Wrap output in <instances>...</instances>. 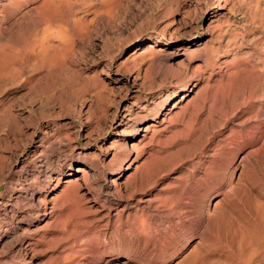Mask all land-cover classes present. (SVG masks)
I'll return each mask as SVG.
<instances>
[{
    "label": "rangeland",
    "instance_id": "rangeland-1",
    "mask_svg": "<svg viewBox=\"0 0 264 264\" xmlns=\"http://www.w3.org/2000/svg\"><path fill=\"white\" fill-rule=\"evenodd\" d=\"M39 1L0 0V44L4 52L9 53L5 59H11L6 71L0 72V203L4 202L5 209L11 207L13 211L6 214L0 207V234L5 233L0 247L4 242H12V248L8 242L1 256L7 257L8 264H177L184 260L198 239L203 222L202 207L209 201L211 207L228 194L219 209L225 219L223 223H227L219 228L213 226L211 233L217 236L205 248L203 264H216L214 260L223 264H243L244 261L247 264L245 252L250 250L249 244L259 246H250L252 250L246 252L247 257L251 256V263L264 264V257L258 255L264 256V86L256 89L258 93L254 91L250 98L246 92H241L235 100L243 103L245 110L258 106L263 115L250 119L247 124L246 132L255 143L246 142L241 148L224 150L218 157L211 154L214 142L219 136L227 135L237 123L236 118L231 117L229 102L223 101V108L217 103L214 105L213 111L218 110L214 112V119L220 120L213 123L219 124L203 127L197 143L190 140V136L182 140L180 134L174 139L176 136L171 133L175 130L169 127L168 120L159 122L168 109L172 116L184 103L180 98L167 102V94L180 92L184 87L188 89L206 78L212 83L224 77L235 66L242 67L241 59L246 54L249 60L264 59V46L256 45L259 38L264 37V0H67L65 8L70 6V12L65 9V19L69 21L65 20L64 28L68 30L62 42H54L57 48L53 51V54L64 52L66 56L56 53L57 64L52 61L54 66L51 62L50 69L35 65L29 53L42 37L44 25L52 26V22H44L46 19L41 20L34 13ZM71 25L83 28L75 27L74 32ZM150 47L159 52L154 65L149 63L148 57L143 59V54L138 56ZM12 63H16L15 66ZM154 114L158 115L153 124L161 130L156 136L150 137L149 133L143 139L142 129ZM128 117L132 121H128ZM182 123L184 125V122L176 125ZM131 124L140 128L137 144L132 142L138 152L129 149ZM192 128L198 127L194 124ZM202 135L206 137L204 140ZM125 143L129 146L118 151L116 147ZM156 152L163 156L158 155L160 161L156 167L159 166V170L155 167L153 173L142 180L126 177L136 164ZM246 154H250L252 166L247 161L240 163V157ZM128 165L129 170L125 172ZM80 166L87 175L84 173L83 183L80 181L78 202L76 198L60 202L58 196L65 189L64 182ZM48 175L52 180L46 181ZM117 175L128 178V181L120 180L121 184L125 182L119 186V194L109 188V180ZM186 180L189 194L178 195ZM199 183L202 186H198ZM50 194V198L58 195L56 203L63 205L58 207L55 203L53 214L43 220L42 208L37 207L35 201ZM232 218L235 222L230 221ZM231 222L236 223L233 233ZM237 224L244 228H240L242 232ZM233 234H237L236 238ZM63 237L67 240L63 241ZM242 238L247 242L245 249H242L245 246ZM27 244L32 246L24 259H10L11 251ZM241 250L243 255L238 254ZM251 251L256 252L252 255Z\"/></svg>",
    "mask_w": 264,
    "mask_h": 264
},
{
    "label": "bare ground",
    "instance_id": "bare-ground-1",
    "mask_svg": "<svg viewBox=\"0 0 264 264\" xmlns=\"http://www.w3.org/2000/svg\"><path fill=\"white\" fill-rule=\"evenodd\" d=\"M7 1V0H6ZM17 1V0H16ZM108 1V0H107ZM225 0H223V2H224ZM2 2V1H1ZM0 2V3H1ZM11 2V1H10ZM38 2V1H37ZM68 2H70V1H68ZM6 3V2H5ZM117 4V3H116ZM224 4V3H223ZM8 5V4H7ZM6 5V6H7ZM11 5V4H10ZM67 5V0H41V1H39V4L37 3V5H35V8L33 9V11H34V13L38 16V18H40L41 20H45L44 22H46V21H48V22H52L51 24H52V26H50V27H48V25L47 24H45V25H47V27H45V25H44V29L42 30L43 31V33H41L42 34V37L39 39V41H37V43L35 42V44H34V48L33 47H31L32 48V52L30 51L29 53H31V55L33 56L32 57V59H34V62H35V65L36 64H38L41 68H46V67H48L49 68V66L51 65V62L52 61H54V59H56V57H54V55L56 56L57 54L60 56V53L62 54V53H64V52H60V53H57V52H55V54H53V51H55L54 49H56L57 48V46L54 44V42L55 41H57V42H62L64 39H65V37H66V30H68V29H66L65 30V28H64V26H65V20H68V19H65V13H66V11H65V9L67 10V11H69L70 12V10H68V9H70V6H69V8L67 9V8H65V7H67L66 6ZM112 5V4H111ZM110 5V6H111ZM220 5V4H219ZM113 6V5H112ZM111 6V7H112ZM1 7H3V5H1ZM9 7V6H8ZM33 7V6H32ZM114 8V7H113ZM80 15V14H79ZM66 16H67V14H66ZM68 17V16H67ZM70 17V16H69ZM72 18V17H71ZM70 19V18H69ZM74 19V18H73ZM72 20V19H71ZM74 20H76V19H74ZM69 21V20H68ZM73 21V20H72ZM71 21V22H72ZM74 22H72V25H74L73 24ZM68 24V23H67ZM40 25H42V24H40ZM71 25V26H72ZM78 25V24H77ZM76 25V26H77ZM67 26V25H66ZM70 26V25H69ZM75 26V27H76ZM42 27V26H41ZM71 27V28H73V29H71V30H76V28H79L80 30L83 28L81 25H80V27ZM69 28V27H68ZM70 29V28H69ZM70 30V31H71ZM74 30V32H76ZM72 32V31H71ZM80 32V31H79ZM69 34V33H68ZM74 34V33H73ZM76 35V34H75ZM71 37V36H70ZM73 41V40H72ZM56 42V43H57ZM254 42V41H253ZM69 43H72V42H69ZM256 45H258V46H260V45H262V46H264V37H262V38H259V40L257 41V43H256ZM255 45V46H256ZM32 46V45H31ZM60 48H61V46H60ZM264 48V47H263ZM263 48H261V49H263ZM59 49V48H58ZM61 50V49H60ZM59 50V51H60ZM9 51V50H8ZM157 52L158 51H156V50H154L153 49V47H150L149 49H143L139 54H138V56H139V58H140V56L143 54L144 56H141L142 58L143 57H148V59H149V63H155V56L157 55ZM6 53H8V52H4V49L2 48V46H1V44H0V72H2V71H6V69L5 68H7L8 66L7 65H9L10 63V60L9 61H7L6 59H5V57H6ZM11 53V52H10ZM57 53V54H56ZM65 54V53H64ZM158 54H159V52H158ZM7 55H9V53L7 54ZM30 54H29V56H31ZM70 55V54H69ZM12 56H14L13 54H12ZM63 56H66V55H61V57H63ZM68 56V55H67ZM137 56V55H136ZM15 57H16V55H15ZM14 57V58H15ZM58 57V56H57ZM159 57V56H158ZM13 58V59H14ZM137 58V57H136ZM141 58V59H142ZM155 58V59H154ZM160 58V57H159ZM249 58H250V56L249 55H245V58H242L241 60H242V67L241 68H239V66H235V69L234 70H232V72H229V73H227L224 77H222V78H218V79H216V80H214L212 83L209 81V79L208 78H206V79H203V81H200V82H196V83H193L192 85H191V87L190 88H188V89H186L185 87L182 89L181 88V91L180 92H177V91H175V92H173V93H171V94H167L166 96H165V99L167 100V102H173L174 100H176L177 98H180V101L181 100H183L184 101V103H183V105L181 106L180 105V107H179V109H178V112H174V114L172 115V116H169V114H170V112H171V110L170 109H168L167 111V114H163V118L161 119V121H159L161 124L164 122V121H167L168 120V123L170 124V126L169 127H172L173 128V130H175L174 132H170L171 134H173V135H178V134H180L181 136H182V140H187L188 138H189V136L190 137H192V139L190 138V140H194V142L195 143H197V142H199V140L201 139L200 137H199V135H201V134H199L200 132H201V130H203L202 128L204 127V129H206L205 127H206V125H208V124H211L212 125V123L213 122H215V121H213V120H218V119H214V112H217L218 110H217V108H216V111L214 110L213 111V107H215L214 105L217 103V106H221V104H222V102L223 101H227V102H229L228 104H230L231 106H230V114H231V117L232 118H236V124L235 125H233L232 126V129H230L227 133V135H223V137H221V136H219L220 138L217 140V141H215L214 142V144H213V149H212V157H218L224 150H229V149H235V148H238V147H242V146H240V145H245V143L247 142V143H249V144H254L255 143V139L254 138H251V136H249L248 134H247V132H246V128H247V124L250 122V119L251 120H255V119H259V118H261V116H263V115H261V111H260V109L258 108V106H252L251 108H247V110H245L246 108H245V106H244V104L243 103H241V102H238V100L237 101H235L236 100V98H238V95L241 93V92H246L247 93V95L249 96V98L251 97V95L254 93V91L256 90V89H258L259 87H261V86H264V59L263 58H255V59H253V60H249ZM9 59V58H8ZM64 59H66V58H64ZM129 59V58H128ZM133 59V58H132ZM144 59V58H143ZM147 59V58H146ZM29 60V59H28ZM134 60V59H133ZM137 60V59H136ZM135 61V60H134ZM142 61H144V60H142ZM158 61H159V59H158ZM157 62V61H156ZM9 63V64H8ZM14 63V62H13ZM12 63V64H13ZM54 63H56L57 64V62H56V60L54 61ZM53 62H52V65L54 64ZM160 63V62H159ZM158 63V64H159ZM16 64V63H15ZM15 64H13V66H15ZM63 64V63H62ZM151 64V65H152ZM180 64V63H179ZM34 65V66H35ZM51 65V66H52ZM61 65V64H60ZM150 65V64H149ZM154 65V64H153ZM181 65V64H180ZM13 66H10V67H12V68H14ZM54 66V65H53ZM181 66H183V65H181ZM180 66V67H181ZM184 67V66H183ZM230 67V66H229ZM11 68V69H12ZM37 68H39V67H37ZM48 68H46V69H48ZM178 68V67H177ZM50 69V68H49ZM181 69V68H180ZM185 69V68H184ZM2 70V71H1ZM176 70V69H175ZM177 71V70H176ZM175 71V72H176ZM183 72V71H182ZM186 72V71H185ZM194 72H195V70H194ZM197 72V71H196ZM5 73V72H4ZM193 74V73H192ZM1 75V74H0ZM2 75H4L3 73H2ZM204 75V74H203ZM201 76V75H200ZM209 76V75H208ZM183 77V76H182ZM201 78V77H200ZM178 80V79H177ZM190 82V81H189ZM262 88V87H261ZM263 89V88H262ZM261 89V90H262ZM258 91V90H257ZM256 92V91H255ZM262 92V91H261ZM179 93V94H178ZM256 93H258V92H256ZM256 96V95H255ZM171 104V103H170ZM180 104V103H179ZM252 104V103H251ZM220 106H219V108H220ZM172 107V106H171ZM222 108H223V105L221 106ZM224 110H226V109H224ZM176 111V110H175ZM219 111H221V109H219ZM223 111V110H222ZM154 112V111H153ZM224 112V111H223ZM221 113V114H225V113ZM218 113V112H217ZM228 113H226V115H227ZM124 115V114H123ZM157 115L158 114H154L153 116H152V118L153 119H151V121H150V123H147V124H145V127L142 129V132H144V134H142V138L143 137H146L149 133H150V137H153L155 134H157V132H158V130H161V129H156L155 128V126H154V122H155V119L157 118ZM215 115H216V113H215ZM226 115H224V117L226 116ZM167 116H169V117H167ZM171 117V118H170ZM219 117H221V116H219ZM228 117V116H227ZM133 118V117H132ZM136 118V117H135ZM216 118V117H215ZM231 118V119H232ZM167 119V120H166ZM224 119V118H223ZM222 119V120H223ZM227 119H230V118H227ZM227 119H226V121H227ZM128 121H130L131 119H129V117H128V119H127ZM220 120V119H219ZM132 121V120H131ZM224 121V120H223ZM222 121V122H223ZM226 121H224V122H226ZM229 121V120H228ZM181 122H184V125H183V123H182V125H176V124H180ZM220 122V121H219ZM167 123V124H168ZM175 123V125H173ZM221 123V122H220ZM256 123V122H255ZM168 124V125H169ZM194 124H196V127H198L197 129H195V130H193V128H192V126L194 125ZM216 124V125H215ZM219 124V123H218ZM217 121H216V123H213V125H215L214 127H217ZM126 125V123H124L123 125H122V127L123 126H125ZM132 126H131V128H130V126H129V128L131 129V138H130V141L129 142H134L135 140H137V138H138V133H139V131H140V128H138L135 124H131ZM167 125V126H168ZM212 125V126H213ZM158 126V125H157ZM165 126V125H164ZM164 126H163V128H164ZM212 126H210L209 125V127H212ZM219 126H221V128H222V126L224 127V125H223V123H222V125H219ZM218 126V127H219ZM250 126V125H249ZM248 126V127H249ZM252 126V125H251ZM257 126V125H256ZM166 127V126H165ZM213 127V128H214ZM161 128V127H160ZM162 128V129H163ZM167 129H168V127H166ZM254 128H255V126H254ZM129 129V130H130ZM215 129V128H214ZM170 130H171V128H170ZM173 130H171V131H173ZM207 130H208V127H207ZM220 130V128L218 129V131ZM262 130V129H261ZM123 131V130H122ZM121 131V132H122ZM164 131V130H163ZM204 131H206V130H204ZM213 131V130H212ZM249 131V130H248ZM252 131V130H251ZM259 131V130H258ZM253 132V131H252ZM163 133V132H162ZM206 133V132H205ZM208 133V132H207ZM115 134L117 135L118 134V131L117 132H115ZM170 134V135H171ZM191 134H192V136H191ZM199 134V135H198ZM211 134V133H210ZM209 134V135H210ZM212 134H214V132L212 133ZM115 135V136H116ZM206 136H207V134H205ZM216 135V134H215ZM119 136V135H118ZM156 136V135H155ZM179 136V135H178ZM178 136H176L174 139H177V137ZM180 136V137H181ZM149 137V136H148ZM201 137H203L202 139L204 140L206 137L205 136H201ZM205 137V138H204ZM113 138H116V137H113ZM141 138V139H142ZM179 138V137H178ZM140 139V140H141ZM144 139V138H143ZM153 139V138H152ZM173 139V140H174ZM181 139V138H180ZM208 139H209V137H208ZM208 139H207V143H209L208 142ZM119 140V139H118ZM181 140V141H182ZM202 140V141H203ZM211 140V139H210ZM263 140H264V137H263ZM179 141V140H178ZM206 141V140H205ZM176 142V141H175ZM191 142V141H190ZM260 142V141H259ZM135 143H136V141H135ZM180 143V142H179ZM179 143H177V144H179ZM183 143V142H182ZM188 143V142H187ZM192 143H193V141H192ZM201 144L203 143V142H200ZM206 143V142H205ZM212 143V142H211ZM116 144V143H115ZM123 144V143H122ZM137 144V143H136ZM140 144V143H139ZM204 144V143H203ZM202 144V145H203ZM118 145V144H117ZM182 145V144H181ZM185 144H183V146H184ZM186 145H188V144H186ZM191 145V144H190ZM189 145V146H190ZM207 145V144H206ZM260 145V144H259ZM113 146H114V144H113ZM129 145L127 144V143H125V145L124 146H122V145H118L116 148L118 149V151H119V149L120 148H127ZM174 146V145H173ZM178 146V145H177ZM176 146V147H177ZM189 146L187 147V149L189 148ZM196 146V145H195ZM199 146V145H198ZM204 146V145H203ZM212 146V145H211ZM136 147H138V146H136ZM142 147V146H141ZM140 147V148H141ZM175 147V148H176ZM191 147V146H190ZM192 147H194V146H192ZM201 147V146H200ZM205 147V146H204ZM204 147H201V148H204ZM261 147V146H260ZM135 147H134V144L132 143L130 146H129V149L131 150V149H134ZM163 148V147H162ZM170 148V147H169ZM168 148V149H169ZM173 147L171 146V149H172ZM179 149L181 148V147H178ZM177 148V150H179ZM185 148V147H184ZM183 148V149H184ZM195 148H197V147H195ZM200 148V149H201ZM206 148V147H205ZM256 148V147H255ZM190 149V148H189ZM192 149V148H191ZM194 149V148H193ZM192 149V150H193ZM199 149V148H198ZM121 150V149H120ZM162 150V149H161ZM182 150V149H181ZM186 150V149H185ZM250 150V149H249ZM248 150V151H249ZM252 150V149H251ZM256 150V149H255ZM115 151H117V150H115ZM134 151H136V152H138L137 150H135L134 149ZM165 151V150H164ZM167 151V150H166ZM184 151V150H183ZM247 151V150H246ZM247 151V152H248ZM262 151H264V150H262ZM250 152V151H249ZM252 152V151H251ZM165 153V152H164ZM176 153H178V151L176 152ZM181 153V152H180ZM179 153V154H180ZM203 153V152H202ZM207 153V152H206ZM230 153V152H229ZM255 153V152H254ZM256 153H258L257 151H256ZM255 153V154H256ZM134 154V153H133ZM160 154V157L162 156L161 155V153H158V152H156L155 154H153V155H151L148 159H146V161H144V162H141L139 165H137L136 164V166H134L133 168H132V172H131V174H128L126 177H128L129 178V176H131V178H133V179H139V180H142V179H145V178H147L148 176H149V174H150V172H152L153 173V169H158L159 170V166L158 167H156L157 166V164H159V155ZM169 154V153H168ZM238 154H240V153H238ZM170 155V154H169ZM172 155H174V153L172 154ZM203 155V154H202ZM209 155V154H208ZM207 155V156H208ZM222 155H224V154H222ZM250 155V154H249ZM248 154H246V155H244V156H242V157H240L241 159H240V163L241 162H245V161H247V163L249 164L250 162H251V157L249 156ZM134 156H136V154L134 155ZM158 156V157H157ZM171 156V155H170ZM210 156V155H209ZM226 156V155H225ZM254 156V154L252 153V157ZM257 156V155H256ZM163 157V156H162ZM165 157V156H164ZM169 156H167V158H168ZM227 157V156H226ZM230 157V156H229ZM239 157V156H238ZM167 158H166V162H167ZM170 158V160H171V158H172V156L171 157H169ZM175 158H176V156H175ZM197 158V157H196ZM202 158H204V157H202ZM254 158H255V156H254ZM257 159H258V157H256ZM117 159V158H116ZM132 159H134V158H132ZM209 159V158H208ZM212 159V158H211ZM219 159V158H218ZM257 159H256V161H257ZM145 160V159H144ZM163 162H164V159H161ZM213 160V159H212ZM253 160H255V159H253ZM172 161V160H171ZM197 161V160H196ZM199 161H200V159H199ZM256 161H253V163L254 162H256ZM168 162H169V159H168ZM201 162V161H200ZM209 162V161H208ZM215 162V161H214ZM213 162V163H214ZM217 162V161H216ZM210 163H212V162H210ZM229 163V162H228ZM215 164V163H214ZM251 164V163H250ZM254 164H256V163H254ZM253 164V165H254ZM258 164V163H257ZM197 165V164H196ZM200 165V164H199ZM199 165H198V167H199ZM203 165V164H202ZM209 165V164H208ZM210 165H213V164H210ZM239 165V164H238ZM244 165V164H243ZM259 165V164H258ZM160 166H162V165H160ZM204 166V165H203ZM214 166V165H213ZM221 166H223V165H221ZM251 166H252V164H251ZM255 166V165H254ZM156 167V168H155ZM215 167H217V166H215ZM226 167V165L224 166V168ZM241 167H243V166H241ZM207 169V168H206ZM205 169V170H206ZM228 169V168H227ZM242 169V168H241ZM256 169V168H255ZM127 170H129V165L125 168V172H127ZM204 170V171H205ZM208 170V169H207ZM206 170V171H207ZM210 170V169H209ZM222 170H223V168H222ZM243 170V169H242ZM251 170V169H250ZM250 170H247V171H250ZM254 170V169H253ZM252 170V171H253ZM203 171V172H204ZM211 171V170H210ZM245 172H247L246 170H244ZM200 172V171H199ZM215 172V171H214ZM221 172V171H220ZM223 172V171H222ZM251 172V171H250ZM85 172H84V169H83V167L81 168V166L80 167H77V169L74 171V173H72L71 175H68V179L64 182V185H65V189H64V191H62V193H60V197L58 196V195H54V196H52L51 198H50V196H51V194L50 195H45L44 197H42V198H37L36 199V203H37V207H41L42 208V212H43V220H46V219H48L49 218V216L51 215V214H53V211H54V208H55V203L57 202V196H58V198H59V201L60 202H64V201H68V202H70L71 200H73L74 198H76L77 197V193H78V190H79V188L81 187L80 185L83 183V179L85 178V174H84ZM204 173H206V172H204ZM211 173V172H210ZM252 173V172H251ZM255 173V172H254ZM70 174V173H69ZM208 174V173H207ZM221 174H223V173H221ZM87 175V174H86ZM158 175H159V173H158ZM196 175V174H195ZM203 175V174H202ZM205 175V174H204ZM254 175V174H253ZM188 176H190V175H188ZM194 176V175H193ZM215 176V175H214ZM241 176H242V174H241ZM124 175H123V177L122 176H120V175H117L116 177H115V179H110L109 180V188H111V189H113L114 190V192H115V194H119V186L120 185H122L125 181H123V183L121 184L120 183V180H122V178L123 179H125L126 178ZM243 177V176H242ZM47 178H48V180H47ZM46 178V181H49V180H52V177L50 176V175H48V177ZM128 178H126L127 179V181H128ZM155 177H153V179H154ZM186 178V177H185ZM244 178V177H243ZM187 179H189L188 177H187ZM194 179V178H193ZM192 179V180H193ZM199 179H201V178H199ZM217 179V178H216ZM58 180V179H57ZM150 180H152V179H150ZM155 180V179H154ZM153 180V181H154ZM196 180V179H195ZM205 180V179H204ZM207 180V179H206ZM33 181H34V183H35V181L36 180H34L33 179ZM80 181H82V183H80ZM181 181V180H180ZM189 181V180H188ZM30 182H32V180L30 181ZM150 182H152V181H150ZM179 182V181H178ZM190 182V181H189ZM193 182V181H192ZM87 183V182H86ZM148 183H149V181H148ZM154 182H152V184H153ZM197 183V182H196ZM176 184H178L177 182L174 184L175 186H177ZM200 184V183H199ZM238 184V183H237ZM85 185V184H84ZM147 185V184H146ZM204 185V184H203ZM229 185V184H228ZM232 184L230 183V186H231ZM80 186V187H79ZM171 186V185H170ZM198 186H202V184H200V185H198ZM237 186V185H236ZM28 187V186H27ZM62 187H63V185H62ZM232 187V186H231ZM64 188V187H63ZM82 188V187H81ZM80 188V189H81ZM171 188H173V184H172V187ZM188 182H187V180L184 182L183 181V183L181 184V187H180V192L178 193V195L180 194V195H184V194H189V192H188ZM233 188L234 187H232V189L231 190H233ZM168 189V188H167ZM178 189V188H177ZM236 189V188H235ZM172 190V189H171ZM205 190V189H204ZM203 190V192H205ZM228 190H230V188L229 189H227V191ZM80 191V190H79ZM122 191V190H121ZM174 191H176V190H174ZM189 191H191L190 189H189ZM60 192H61V190H60ZM107 192V191H106ZM168 192V191H167ZM210 192V191H209ZM230 192V191H229ZM31 193V192H30ZM122 193V192H121ZM170 193V192H169ZM176 193V192H175ZM194 193V192H193ZM231 193V192H230ZM59 194V193H58ZM106 194V193H105ZM115 194H114V196H115ZM192 194V193H191ZM202 194V193H201ZM232 194H233V192H232ZM80 195V194H79ZM107 195V194H106ZM169 195H171V194H169ZM168 195V196H169ZM207 195V194H206ZM210 195V194H209ZM228 195V194H227ZM227 195H224L223 196V199L221 200L220 198H219V200H216V202L215 203H213V205L210 207V201H209V203L206 205V207L204 206V207H202L203 208V210H202V216H201V214H200V216H201V219H203V222L201 223V228H200V230L198 231V239L196 240V242H195V244L192 246V247H190L191 249L189 250V252H188V254H186V256H185V254H184V256H185V258H184V260H182V261H180V262H182V263H180L179 261H178V263L177 264H203V259L205 258V256H204V253L203 252H205L204 250H205V248L210 244V243H212L213 242V240H212V238H215L214 237V235L216 234H212L211 233V230H212V228H213V226L214 225H216V226H218V228L219 227H222L223 226V221H225V219L223 220L222 219V213L221 212H219V209L221 208L222 209V206H223V204H224V201L228 198L227 197ZM31 196V195H30ZM35 196V195H34ZM113 196V197H114ZM167 196V198H169ZM192 196V195H191ZM204 197H205V195H203ZM233 196H234V194H233ZM236 196V195H235ZM79 197H81V196H79ZM160 197V196H159ZM158 197V198H159ZM164 197V196H163ZM163 197H161V198H163ZM178 196L176 195V198H177ZM189 197V196H188ZM199 197V196H198ZM231 197V196H230ZM244 197V196H243ZM248 197V196H247ZM246 197V198H247ZM33 198V197H32ZM164 198H166V196L164 197ZM175 198V197H174ZM179 198V197H178ZM181 198V197H180ZM179 198V199H180ZM202 198V197H201ZM240 198V197H239ZM249 198V197H248ZM154 199V198H153ZM182 199V198H181ZM185 199V198H184ZM188 200H189V198H187ZM190 199H192V197L190 198ZM196 199V198H195ZM236 199V198H235ZM79 200V199H78ZM160 200V199H159ZM164 200V199H163ZM162 200V201H163ZM178 200V199H177ZM183 200V199H182ZM207 200V199H206ZM205 200V201H206ZM17 201V200H16ZM75 201V200H74ZM76 201H77V198H76ZM161 201V200H160ZM165 201V200H164ZM169 201V200H168ZM184 201V200H183ZM197 202H199L198 200H196ZM6 202V201H5ZM33 202V201H32ZM78 202V201H77ZM76 202V203H77ZM155 202H158V199L155 201ZM187 202V201H186ZM189 202V201H188ZM195 202V201H194ZM17 203V202H16ZM59 203V202H58ZM71 203H73V202H71ZM160 203V202H159ZM159 203H157V204H159ZM162 203V202H161ZM30 205H31V203H29ZM33 204V203H32ZM35 204V203H34ZM33 204V205H34ZM60 204V203H59ZM59 204H57L56 203V206H58L59 207ZM64 204H66V203H64ZM68 204H70V203H68ZM164 204H166V202L164 203ZM186 204V203H185ZM202 204H203V202H202ZM248 204V203H247ZM17 205V204H16ZM60 205H63V203H61ZM72 205V204H71ZM74 205V204H73ZM151 205V204H150ZM149 205V206H150ZM153 205V204H152ZM177 205V204H176ZM179 205V204H178ZM180 205H182V202H181V204ZM198 205V204H197ZM205 205V204H204ZM3 207L4 208V213H12L13 211H12V208L11 207H8L7 208V210L5 209V203L4 202H1L0 203V207ZM35 206H36V204H35ZM156 206H158V205H156ZM156 206H155V209H156ZM249 205H247V207H248ZM251 207H252V205H250ZM146 207V206H145ZM168 207V206H167ZM167 207H166V210H167ZM196 207V206H195ZM254 207V206H253ZM252 207V208H253ZM28 208V207H27ZM151 208V207H150ZM160 208V207H159ZM159 208H157V209H159ZM162 208L163 209H165V206L163 207L162 206ZM182 208V207H181ZM185 208V207H184ZM228 208V207H227ZM33 209V208H32ZM35 209V208H34ZM149 209V208H148ZM148 209H146V210H148ZM176 209H180V207L179 208H176ZM193 209V208H192ZM224 209H225V211L227 210L226 209V207H225V205H224ZM256 209H259V208H257L256 207ZM255 209V210H256ZM41 210V209H40ZM152 210V209H151ZM150 210V211H151ZM153 210H154V207H153ZM161 210V209H160ZM175 210V209H174ZM182 210V209H181ZM194 210V209H193ZM201 210V209H200ZM199 210V211H200ZM229 210V209H228ZM226 211L227 213L230 211ZM154 211H156V210H154ZM158 211V210H157ZM156 211V212H157ZM163 211V210H162ZM168 211V210H167ZM183 211H185V209L183 210ZM182 211V212H183ZM225 211L223 212L224 214H225ZM256 211H259L258 213H261L260 211L261 210H256ZM263 211V210H262ZM143 212H145V211H143ZM153 212V211H152ZM151 212V213H152ZM155 212V213H156ZM166 212V211H165ZM201 212V211H200ZM167 213V212H166ZM193 213V212H192ZM191 213V214H192ZM221 213V214H220ZM255 213V212H254ZM37 214V213H36ZM161 214H163V212H161ZM257 214V213H256ZM263 214H264V212H263ZM31 215V214H30ZM154 215V214H153ZM156 215H158V214H156ZM155 215V216H156ZM160 215V214H159ZM169 215V214H168ZM172 215V214H171ZM228 215H229V213H228ZM232 214L230 213V215H229V217H232L231 216ZM252 215H253V213H252ZM259 215V214H258ZM257 215V216H258ZM165 216H167V215H165ZM170 216V215H169ZM183 216V215H182ZM197 216V215H196ZM224 216H226V214L224 215ZM255 216V215H254ZM264 216V215H263ZM262 216V217H263ZM12 217V216H11ZM164 217V216H163ZM170 217H172V216H170ZM178 217H180V216H178ZM193 217H194V215H193ZM228 217V218H229ZM252 217V216H251ZM261 217V216H260ZM259 217V218H260ZM169 218V217H168ZM190 218H192L191 217V215H190ZM235 218V217H234ZM258 217H256L255 219H257ZM53 219V218H52ZM180 219V218H179ZM183 219V218H182ZM194 219H196V218H194ZM244 219V218H243ZM263 218H261V220H262ZM189 220V219H188ZM187 220V221H188ZM191 220V219H190ZM234 221L235 222V220L232 218V219H230V221ZM259 220V219H258ZM5 221V220H4ZM3 221V222H4ZM200 221V220H199ZM202 221V220H201ZM228 221V220H227ZM232 221V222H233ZM239 221V220H238ZM237 221V222H238ZM263 221V220H262ZM231 222V223H232ZM259 222V221H258ZM261 222V221H260ZM259 222V223H260ZM47 223V222H46ZM226 223L227 222H225V224L224 225H226ZM230 224V223H229ZM233 224V223H232ZM241 224V223H240ZM257 224V223H256ZM263 224H264V221H263ZM2 225V224H1ZM0 225V226H1ZM231 225V224H230ZM234 225V224H233ZM235 225H236V223H235ZM235 225L233 226V228H232V233H233V231H235L234 230V227H235ZM258 225V224H257ZM199 226V225H198ZM228 226V225H227ZM259 226V225H258ZM262 225L260 224V229L261 228H263V226L261 227ZM2 227V226H1ZM145 227V226H144ZM184 228H185V226H183ZM197 227V226H196ZM237 227H239L238 226V224H237ZM9 227H7V229H8ZM217 228V227H216ZM226 228V227H225ZM228 228V227H227ZM231 228V227H230ZM230 228H228V229H230ZM244 229V228H242L241 226L239 227V229ZM140 229V228H139ZM221 229V228H220ZM240 229V230H241ZM143 230V229H142ZM185 230V229H184ZM225 230V229H224ZM217 231H218V229H217ZM230 232H231V230H229ZM237 231H239L238 229H237ZM243 230H241V232H242ZM261 231V230H260ZM143 232V231H142ZM220 232V231H219ZM226 232H228V231H226ZM246 230H245V236L248 234V232H247V234H246ZM264 232V230L262 231V233ZM146 233V232H145ZM144 233V234H145ZM155 233H157V231L155 232ZM189 233V232H188ZM234 233H236V232H234ZM244 233V232H243ZM243 233H241V234H243ZM140 234V233H139ZM144 234L142 235V236H144ZM218 234H220V233H218ZM222 234V233H221ZM241 234H239L238 236H240ZM3 235H5V233H2V234H0V241H1V239H2V237H3ZM146 236H147V234H145ZM223 235V234H222ZM234 236H235V238H236V236H237V234H233ZM244 235V234H243ZM138 236V235H137ZM242 236V235H241ZM249 236V235H248ZM264 236V235H263ZM15 237V236H14ZM197 237V236H196ZM227 237V236H226ZM220 237L218 236V239H219ZM248 238V237H247ZM249 238H251L250 236H249ZM15 239H16V237H15ZM64 239H66V237H63V241H64ZM196 239V238H195ZM243 240L245 239V238H242ZM67 240V239H66ZM143 240V239H142ZM147 240V239H146ZM146 240H144V241H146ZM169 240V239H168ZM222 240V239H221ZM242 240V242H244L245 243V241L246 240H244L243 241ZM249 240V239H248ZM247 240V241H248ZM7 241V240H6ZM234 241V240H233ZM9 241H7V242H4V244H2V246L0 247V264H8V262H10V261H7V257H2L1 256V254H2V251L3 250H5L4 248H6L8 245H9V248L11 249L12 247H11V243L12 242H9ZM29 242V241H28ZM214 242H216V241H214ZM217 242H218V240H217ZM221 242V241H220ZM235 242H236V240H235ZM238 242V241H237ZM251 242V241H250ZM253 242V241H252ZM7 243H8V245H7ZM143 243H146V242H143ZM226 243H227V241H226ZM240 243H241V241H240ZM243 243V245H245L244 246V248H242V249H245L246 248V246H247V242L244 244ZM67 244V243H66ZM219 244V243H218ZM223 244H224V242H223ZM233 244V243H232ZM254 244H257V243H254ZM145 245V244H144ZM143 245V246H144ZM212 245V244H211ZM236 245H238V244H235V246ZM242 245V243H241V247L243 246ZM250 246H255V245H252V244H249ZM15 246V245H14ZM30 246H32V245H28L27 244V246H21L19 249H17L16 251L14 250V251H11V257H10V259H19L20 261L22 260V259H24L25 258V256L27 255V251H28V248H30ZM35 246V245H34ZM222 246V245H221ZM234 246V245H233ZM249 246V248H250V250H252V248ZM257 246H258V244H257ZM257 246H255V247H257ZM70 247H73V245L72 246H70ZM236 247H238V246H236ZM240 247V248H241ZM254 247V248H255ZM259 247V246H258ZM257 247V248H258ZM145 248V247H144ZM226 248V247H225ZM234 248V247H233ZM239 248V247H238ZM185 249V248H184ZM256 249V248H255ZM255 249H253V250H255ZM231 250V249H230ZM238 250V249H237ZM248 251H250L249 249H247ZM257 250V249H256ZM261 250V249H260ZM260 250H258V251H260ZM263 250V249H262ZM154 251V250H153ZM234 251V250H233ZM239 251H240V249H239ZM246 251V250H245ZM248 251H246V252H248ZM257 251V252H258ZM242 252V253H241ZM241 252L240 253H238V254H242L243 255V251L241 250ZM246 252H245V259H246V261L250 264L251 263V256L250 257H247V255H246ZM254 252H256V251H251L250 252V254H252V253H254ZM263 252H264V250H263ZM230 253V252H229ZM228 253V254H229ZM232 253V252H231ZM236 253V252H235ZM249 253V252H248ZM260 253V252H259ZM237 254V255H238ZM252 255H254V254H252ZM260 257H264L263 255L261 256V253L260 254H258ZM183 256V257H184ZM240 256V255H239ZM256 256H257V254H256ZM183 257H181L180 259H183ZM253 257H255V256H253ZM258 257V256H257ZM260 257H258V258H260ZM70 258V257H69ZM238 258H240V257H238ZM244 257H242V259H243ZM9 259V260H10ZM72 259V258H71ZM179 260V259H178ZM212 260V259H211ZM239 260H241V259H239ZM257 260V259H256ZM70 261V260H69ZM176 261V260H175ZM205 261V260H204ZM236 261V260H235ZM242 261H244V259L242 260ZM255 261V260H254ZM259 261H261V260H259ZM208 262V261H207ZM240 262V261H239ZM256 262V261H255ZM258 262V261H257ZM256 262V263H257ZM67 263H70V262H67ZM209 263H212V261L210 262L209 261ZM214 263H216V264H223V263H220V261L218 262V261H215L214 260ZM245 263V261L243 262V264ZM247 263V264H248ZM166 264V263H165ZM224 264H225V262H224ZM246 264V263H245ZM252 264V263H251Z\"/></svg>",
    "mask_w": 264,
    "mask_h": 264
}]
</instances>
